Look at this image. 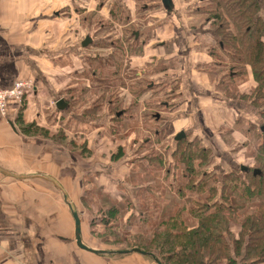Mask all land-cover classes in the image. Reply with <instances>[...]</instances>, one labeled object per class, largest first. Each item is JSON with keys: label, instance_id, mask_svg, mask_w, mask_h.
I'll use <instances>...</instances> for the list:
<instances>
[{"label": "crops", "instance_id": "obj_1", "mask_svg": "<svg viewBox=\"0 0 264 264\" xmlns=\"http://www.w3.org/2000/svg\"><path fill=\"white\" fill-rule=\"evenodd\" d=\"M181 1L170 0L168 6L161 0L156 1L163 16L150 12L152 17H148L139 31L142 53L129 57V60L135 70L133 79H143L147 74L151 82L159 86L177 85V96L163 102L169 112L165 118L172 122L177 133L179 130L197 133L204 141L206 138L197 130L187 128L190 111L183 104L182 90L186 85L191 87L194 109L211 133L218 126L230 127L224 122L229 121L232 114H247L249 110L241 99L221 96L217 89L209 92V85L199 82L206 76L198 68L210 62V57L207 58L210 52L206 51L209 49L206 40L205 44L198 40L206 39L203 38L206 35L212 37V32L201 27L193 30L181 26L178 20L182 16L179 13L184 11ZM115 3L120 8L123 5L118 0ZM97 4V0H0V88L10 87L18 79L27 78L33 83L21 102L9 99L5 113L0 114V169L16 175L38 172L57 179L77 212L81 241L102 250L97 244L102 241L99 231L103 223L95 212V204L87 201V192L91 187L95 192L114 191L121 180L115 176L131 172L134 164L129 159L130 150L123 159L124 154L118 158L113 153L106 158L101 149L92 148L94 134L101 145L103 141L114 143L102 130L112 121H108L105 114L96 117L92 113L97 108L93 106L96 97L89 86V81L95 82L100 75L94 63L102 57L109 58L114 47L102 51L97 46L100 37L94 36L93 45L84 48L80 38L94 31L87 26L88 16L95 15L92 10L103 16L102 5L96 8ZM134 8L124 9L131 16ZM104 13H109L111 19H118L114 10H105ZM149 31L151 38H148ZM154 35L160 39L158 44L151 45L155 42ZM169 62L170 65H166ZM135 65L144 66L136 70ZM103 67L105 75L118 71L114 78L123 76L113 62ZM94 68V76L87 74ZM77 73L85 80L82 87L72 80ZM149 92L141 93L137 99L139 104L132 108L141 105L145 110L147 103L151 102ZM116 93L122 100V109L132 110L123 105L126 99L134 98L129 89L119 88ZM72 94L79 95L85 104L95 98L92 105L83 106L84 112L90 116H73L79 125L97 131L86 133L87 138H80L78 132L72 134L58 121L60 117L65 120L72 117V100L67 99ZM59 98L67 104L65 109H56ZM153 107L150 105L149 109ZM20 124L30 127L24 131ZM89 135H92L91 140ZM101 181L104 186L100 185ZM103 250L93 253L76 245L70 208L61 191L52 183L39 177L17 179L0 171V264H157L137 252H114L122 250L117 247Z\"/></svg>", "mask_w": 264, "mask_h": 264}, {"label": "trees", "instance_id": "obj_2", "mask_svg": "<svg viewBox=\"0 0 264 264\" xmlns=\"http://www.w3.org/2000/svg\"><path fill=\"white\" fill-rule=\"evenodd\" d=\"M259 9L258 0H201L200 4L193 8V12L197 15L203 14V23L214 27L212 37L217 48H212L209 44V59H212L216 64H221V56L218 55L220 51L230 61L232 60L231 66H229L230 70L228 69V74L229 72L231 74L229 75L230 79L246 74L242 64L247 62L251 65L257 85L249 94L239 95L235 98H246L252 103L259 110L262 126H264V20L260 16ZM122 35H124V31H122ZM131 35L134 40H128V36L123 39L127 48L117 45L116 49L112 51V55L110 53L109 58L105 59L100 56L102 59L94 63L95 66H98L95 68H98L100 75L96 77L95 82L91 83L93 95L96 100L107 98L108 107L110 110L112 109L110 111L113 114L112 118L116 121L128 114L127 108L122 109L120 104L122 100L117 97V90L119 88L129 89L134 100L138 101V96L146 90L144 86H147L149 82L145 79H136L138 80L136 83L131 82L127 85L123 83L124 80H127L126 77L130 70L128 69L129 63L124 64L123 62L122 53L127 49L140 53L142 51L141 45L138 44L140 35L137 36L134 30L131 31ZM120 40L122 38L117 39L118 42ZM140 44L142 43L140 42ZM106 45L112 46L113 44ZM112 62L118 66L117 70L127 66L126 76L123 73L122 77L118 75V78H114L118 71L105 75L103 66L112 64ZM95 68L87 74L94 76ZM130 69L133 68L130 67ZM131 72L133 75L135 74L134 69ZM172 90L175 92L174 94L173 92L169 93L170 95L162 94L160 99L159 96H154V99L147 103L145 111H148L150 105H154L152 109L155 110L156 107L164 108V101L169 102L171 98L177 96V85H173ZM81 91L82 89H80ZM70 99L75 104L78 97L72 94ZM155 110H150V114L155 122H158L161 117ZM241 118L243 117H237L231 123L235 122V124L233 123L235 126L241 121L245 123L246 127L249 122L245 118ZM24 126L22 127L24 131L30 127V125ZM111 129L115 133L118 132L114 126ZM246 131L253 133L254 137L258 138L256 149L252 153V163L251 161L244 163L246 171H241V165H239L231 167L226 173L211 172L208 166L214 160V148L201 144L197 133H185L184 137L173 142V149L168 151L167 147L166 154L168 152V157L170 155V158L173 159L175 168L180 169L181 181L177 187L173 188L181 198L178 201V209L173 216L162 215L157 221L158 223H155L157 217L146 216L143 210H135L137 212L135 215H138L136 216L137 221L142 220L143 224L151 223L155 226L147 237L150 238V243L133 244L124 249H140L149 253L144 255L146 258L154 261V257H156L161 264H264V130L261 129V126L256 127L254 124H250ZM111 134L114 138L113 133ZM154 136L159 137L158 130L154 131ZM144 140V142L148 141L144 145H150L149 137ZM141 145L139 143V147ZM149 149L151 150L150 156L145 155L142 159L147 161V156L148 161L152 162L151 153L154 150ZM121 151L118 148L115 153L120 155ZM162 162L167 165L171 164L169 160L162 159ZM138 165L142 172L144 170L142 162ZM148 168H152L151 165H148ZM167 169L170 173L171 169L169 167ZM255 169L258 172L253 174ZM136 186L142 187L140 184ZM182 192L185 193V196ZM187 194L188 196H186ZM124 195L125 193L121 192L118 196ZM115 207L117 210L121 208L119 205ZM115 207L111 203V206L105 212L103 211V216L100 214V221H102L104 229L111 233L117 223H120L119 225L122 223L123 225L128 224L126 225L128 230L131 229L129 233H140V225L137 227L135 225L138 224L133 223L132 218L135 216L131 211L129 215L131 214L132 217L124 215L119 221L114 217ZM131 207L133 208V206ZM126 209L129 208L125 206L122 210L126 211ZM138 209L143 208L138 206ZM232 224L240 225L236 232L237 236L234 234V230L230 229ZM132 227L137 231L132 232ZM128 230L123 231L122 239L126 240ZM144 237V234L137 235L138 239ZM107 240H109L108 234L103 237V241Z\"/></svg>", "mask_w": 264, "mask_h": 264}, {"label": "rangeland", "instance_id": "obj_3", "mask_svg": "<svg viewBox=\"0 0 264 264\" xmlns=\"http://www.w3.org/2000/svg\"><path fill=\"white\" fill-rule=\"evenodd\" d=\"M97 1L100 5H102L103 16L102 14H96L94 10L92 11L94 12L95 15H93L92 17L88 16L87 26H89L94 31L90 30L92 31L90 32L91 34H86L80 37L81 42L82 40H84V37L86 36H89V38L91 39L90 43H87V45L83 46L84 48L88 47L89 45H93L94 36L100 37L99 38L100 41H98L97 46L100 47L102 51L103 50L108 51L107 49L110 45H106V44H113L112 47H114V49H116L115 47H117V45L121 46L122 48H127L125 46L126 43H124L123 39L125 38V36H128V40H134V37L131 35V31L134 30L136 31V33H138L137 35H139V31L142 30L141 28L142 25L146 22V20L149 19L148 17H152L151 16L152 14H150V12L151 13L155 12V14L159 13L160 16L161 15L163 16L162 10L159 11V6L158 4H156V1L158 0H123L122 2L118 0V3H120V5L123 4L121 7L123 9L124 8L132 9L133 6L135 7L133 10V15L131 16H129V13L126 12L127 10L125 9L122 10L115 3L116 0H97ZM200 1L201 0H182L181 5L183 6L184 11L179 13L180 15L182 13V16H179L180 19L178 20L181 26L184 27L186 26L189 29H193V30H198L201 27L200 29L203 28L208 29L213 34L214 27L210 24L203 23V17H204L203 14L197 15L196 13L193 12V8L196 7V5L200 4ZM261 1L262 0H258V4L260 7L259 12H260V16L264 20V3H262ZM99 4L96 5V8L99 7ZM105 10L116 11L117 17L115 16V18H118L119 20L113 18L111 19L109 13H104ZM117 11H119L121 15H118L120 13H117ZM83 15H84L83 13L79 15V18L81 19ZM120 17H122V19H120ZM132 18H135L134 21H131ZM81 23H83L82 20ZM82 25L83 24H81V26ZM122 31H124V35H122ZM149 32H148V38H151L150 35L151 32L150 33ZM205 32H207V30ZM154 36H155V42H152L151 45H153L154 43L158 44L157 41L158 39H160L159 38L160 36L159 37H157L156 35ZM202 37L203 36H201V38ZM119 38H122L120 42L117 41V39ZM138 38L141 40L140 37ZM203 38L206 39L198 40L201 44H205L204 42L206 40V44L208 45L211 44L212 48L214 47L217 48V44L213 40V37H208L206 35ZM138 44L141 45V49H142V44H140V42ZM208 50L209 49H207L206 51ZM136 53L139 54L140 52L127 49L124 50V53H122V56L124 57L123 62L124 64L129 63L128 69L130 70V72H128L127 74L128 77H126L128 81L127 80L123 81L124 85H127L128 83L131 84V82L136 83L138 81L136 79L131 80L132 78H134V75L130 69L131 67L130 62H128L130 55L133 54V56H137L134 55ZM218 55L221 56V60H222L221 64H216L211 59L208 60L210 62L207 65L204 66L200 65V68L198 69L203 70V72L200 73H205L204 75L206 76V78L205 80H200L199 82L208 84L209 85L208 89H210L209 92L211 91L215 92L218 90L219 95L225 97L234 98V97H238L239 95L249 94V92L254 88V86L257 85L256 80L254 79L255 76L252 73L253 69L251 65L247 62L246 64H242V66L245 67L246 74H244V76L242 77L239 76L237 78L230 79L229 75L231 74L230 72L228 74V69L229 66H231L230 63H232L231 62L232 60L230 61L229 58L220 51L218 52ZM208 57L209 55L207 53V58ZM166 65H170V62L167 63ZM143 66L144 65L142 66L135 65L134 68L137 70L143 68ZM126 67L127 66L120 68V72L122 73V75L124 73V76H126L125 74ZM198 69L196 71H198ZM232 69H234V67H232ZM146 75H144L145 78L143 77V79L150 82H148V86H144V89L150 91L149 92L150 100H153L154 96H159V94H160L159 97L160 99L162 94L166 95L167 93L169 94L173 92L172 90L173 84L159 86L157 85L158 83H155L154 81L151 82V78H149V76ZM72 80L76 83L78 82L77 84L78 87H82L81 84L85 82V80L81 77V75L79 76L78 73L76 75V78L73 77ZM139 80H142V78L139 77ZM89 83H92V81L90 80ZM91 85L92 84H90L89 86ZM182 90H183V101H184L183 104H185L186 108L190 111V117H188L189 119L187 120L188 121L187 128L189 127L194 128L199 132L201 137L206 138L204 139V141L198 138L201 144L207 146H209V144L214 145V146L212 145V147L214 148L215 157L213 158L214 160L212 161V163L208 166V169L216 174H220L223 172L226 173V171H228L231 167H238L239 165H244L245 161H251V159L253 158L252 153H254L256 149L258 138H255L253 133H248V131H246V128L250 127V124H254L256 127L258 126L260 127L263 125L261 116L259 114V110L255 106H253L252 103H250L246 98L241 99L243 101L241 103L243 104L246 103L247 110H249L248 113L247 114L240 113L238 116L237 114L236 115L232 114V116L230 117L231 120L229 119V121L232 122V120H235V118L237 117H243L241 119L245 118V120L249 122L247 123V126L245 127V123L241 121H239L238 124L235 126H234L235 122H233L234 123L233 124L230 123L229 121H226L224 123H227V125L229 124L230 127L218 126L215 127V130L213 129L212 130L213 133H211L209 127L205 128V126L201 122V119L199 118V112L193 107L194 101L191 98V87L186 85ZM90 92L92 93V90ZM174 93L175 92H173V94ZM76 96L78 97L76 103L74 104L72 101L70 102L72 103L71 112H70L71 113L70 115L72 117H69L67 120L60 117L58 121L61 124L65 125V128H67L69 132L71 131L72 134L78 132L80 138H87L85 136L86 133L88 132L95 133L97 131H94L95 130L94 128L93 129L88 128L84 124L83 126L79 125L76 122V120L73 118V116L74 117L76 116V118L77 116H82L84 118L90 116L89 114H87V112H84L83 106L92 105L91 104L92 99L95 100V98L94 97H92V99L90 98L85 104L83 103L84 100L81 97H79L78 95ZM67 99H70V97H67ZM171 100L172 98L170 99V101ZM132 104H139V103L136 100H134V98L132 100L128 98L125 100V102H123V105L125 107L128 106L129 108L133 107ZM94 107L97 108L96 111H92V113H94L93 115L99 117V116H104L105 114L106 119H108V121H112L111 125L103 128L102 130L104 133H106L105 137L111 139V141L113 140L114 143L112 145V144H107V142L103 141V144L101 145V143L97 139L98 137L96 136V134H94L92 138L93 141L92 148L101 149L103 156L106 158L108 156L110 157L113 153L114 156L118 158L124 154L123 159L124 158L126 159L127 156L126 151L130 150L128 152L130 153L129 159L134 164V167L131 172L126 171L124 174L115 176L116 178H121V180H118L119 186L116 187L114 191L104 190L102 191L103 193L101 191L95 192L94 188L91 187V189H89L87 192V196H88L87 201L94 203L96 208L95 212H98L96 214L99 215L101 214L102 216H103V211L105 212L106 209L109 206H111V203L113 204V207L119 205V207H121L119 208V210H117L115 207L116 211L114 217L117 220L120 221L124 215H129V212L131 211L132 215L135 216L134 218H132L134 220L133 223L136 222L138 225L135 226L137 227L140 225L139 226L140 233L134 232L137 231V229L134 227H132L133 229L132 232L134 233L131 232L129 233L131 229L128 230L126 226L128 224L123 225L121 223V225H119L120 223H117L116 228L112 230L110 229L111 233L109 231H106V229H104V225H102L101 231H99V235H100L99 237H101L100 240L102 241L100 242H102L103 244H101L99 241H98L99 244H97V242L96 244L97 246H100L103 249L109 250L117 247L118 249L123 250L125 247L129 248L133 244L150 243L149 242L150 238L147 237L149 236V232L154 228L155 225L151 223L143 224L142 220L137 221L136 216L138 215H135L137 214L135 210L136 211L143 210L146 216L150 215L153 217H157L155 223H158L157 221L159 220L160 217H162V215L163 216L165 215L167 217L175 215L179 205L178 201L181 200V198L177 195V193L173 189L177 187L178 183L181 181V177L179 174L180 169L175 168L174 162L172 161L173 159L170 158V155L168 157V152L166 154L167 147L169 148L168 151L171 150V148L173 147V142L175 141L174 136L177 133L175 129H173L172 122L170 123L169 119L166 118L164 120V117H167L168 116L167 114H169L168 109H165V107L164 108L156 107V110L151 108L148 109V111H145L144 106L137 105L136 106L137 108L134 107L132 108V110L131 109L128 110V114H126L127 115L126 117L116 121L115 119L112 118L113 114L112 112H110L112 109L110 110L108 107L107 98L104 97L100 100H96V102H94ZM150 110H155L159 112L161 119L158 122H155L152 115L150 114ZM85 114L88 116H85ZM112 126H114L115 129L118 130V132L115 133L114 130L111 129ZM157 130L159 131V137L154 136V131ZM168 131H173V133H170L173 135L171 136L168 133ZM111 133H113L114 138H112L113 136ZM92 135H89V140H91L90 136L92 137ZM147 137L151 139V143L150 145L148 144V146L146 145L148 141L144 142L145 141L144 139H146ZM139 143L142 144L141 147H139ZM144 143L146 144L144 145ZM117 147L120 149V151L122 149L120 155L115 154L116 150L118 149ZM149 148L154 150L151 153L152 162H149L147 159V156H150V152H151ZM145 155H147L146 156L147 161L142 159ZM157 157L160 158L156 159ZM162 159L171 161V164L167 165V163L162 162ZM155 161L156 163H153ZM140 162H142L144 167V170L142 172L140 171V167L138 165L140 164ZM148 165H151L152 168L149 169ZM168 167L169 169H171L170 173L169 170L167 169ZM97 174H101V173L98 172ZM98 178L100 179V176H98ZM92 182H94V180ZM138 184L142 185V187L139 188L138 186H136ZM100 185L104 186V183L101 181ZM100 185L98 186V188L100 187ZM121 192L125 193L124 195L125 197L118 196L120 195ZM183 195L185 196V193ZM186 196H188V194ZM125 206L129 208L126 209V211L122 210L124 209ZM131 206H133V208ZM138 206H140L143 209H138ZM129 217H132L131 214L129 215ZM153 220L154 219L152 218V221ZM239 226L240 225L238 224H232L230 227L231 231L232 229L234 230L235 233L234 232L232 233H234L236 236H237L236 232L239 230ZM124 230H128L126 240H124L125 238L122 239V234ZM106 234L109 235V240L103 241V237H105ZM138 234L140 235L144 234L145 237L138 239L137 238ZM152 247H154V245H152Z\"/></svg>", "mask_w": 264, "mask_h": 264}, {"label": "water", "instance_id": "obj_4", "mask_svg": "<svg viewBox=\"0 0 264 264\" xmlns=\"http://www.w3.org/2000/svg\"><path fill=\"white\" fill-rule=\"evenodd\" d=\"M165 5H169L170 4V0H161ZM91 42V39L89 38V36H86L84 37V40H82L81 42V45L82 46H85L87 45V43H90ZM55 106H56V109H59V110H62V109H65L67 104L65 103V101L62 99V98H59L56 103H55ZM261 129L264 130V126H261ZM185 136V133L183 131H179L178 133L175 134L174 136V140H179L180 138L184 137ZM240 170L241 171H246L247 168L244 166V165H241L240 166ZM0 171L4 174H7L9 176H12L14 178H17V179H23V178H33V177H39V178H42L43 180H47L49 181L50 183H52L57 189H59L63 195V198L66 202V204L68 205V207L70 208V213L72 215V218H73V221H74V238H75V243L76 245L81 248V249H84V250H89L90 252H93V253H100L102 252V250L100 249H94V248H91L87 245H85L82 241H81V238H80V222L78 221L79 218H78V215H77V212L75 210V208L73 207V204L68 200V195L66 193V191L64 190V188L59 184L58 180L55 179L54 177L52 176H49L47 174H43V173H26V174H12L10 172H7L5 170H1ZM253 174L257 173L258 171L255 169L253 170ZM104 251V250H103ZM114 252H117V253H131V252H137V253H140V254H149V253H146L140 249H137V248H134V249H123V250H118V251H114ZM154 261L155 263L157 264H161L160 263V260H158L156 257H154Z\"/></svg>", "mask_w": 264, "mask_h": 264}, {"label": "built area", "instance_id": "obj_5", "mask_svg": "<svg viewBox=\"0 0 264 264\" xmlns=\"http://www.w3.org/2000/svg\"><path fill=\"white\" fill-rule=\"evenodd\" d=\"M33 87L30 79H18L11 84L10 87L0 88V114L6 111L7 101L11 98L17 99L18 102L22 101L26 91Z\"/></svg>", "mask_w": 264, "mask_h": 264}]
</instances>
